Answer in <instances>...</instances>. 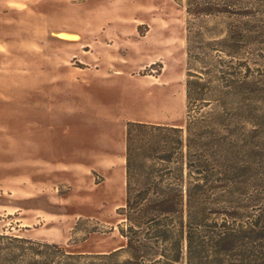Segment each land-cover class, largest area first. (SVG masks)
<instances>
[{
  "label": "rangeland",
  "instance_id": "374dc122",
  "mask_svg": "<svg viewBox=\"0 0 264 264\" xmlns=\"http://www.w3.org/2000/svg\"><path fill=\"white\" fill-rule=\"evenodd\" d=\"M187 3L0 0V264L117 263L127 124L184 126L192 74L200 111L256 99L261 154L244 157L264 191V0Z\"/></svg>",
  "mask_w": 264,
  "mask_h": 264
},
{
  "label": "trees",
  "instance_id": "16d2710c",
  "mask_svg": "<svg viewBox=\"0 0 264 264\" xmlns=\"http://www.w3.org/2000/svg\"><path fill=\"white\" fill-rule=\"evenodd\" d=\"M228 1L188 0L187 12L225 13ZM191 77L184 126L127 124L125 202L118 212L125 244L106 255L115 264H264L262 178L244 157L247 146L261 154L255 149L262 145L251 141L263 135L256 99L239 102L231 116L226 107L200 111L213 100L201 75Z\"/></svg>",
  "mask_w": 264,
  "mask_h": 264
},
{
  "label": "bare ground",
  "instance_id": "6f19581e",
  "mask_svg": "<svg viewBox=\"0 0 264 264\" xmlns=\"http://www.w3.org/2000/svg\"><path fill=\"white\" fill-rule=\"evenodd\" d=\"M58 37L62 38V39H66V40H77L79 39V36L77 34L74 33H66V32H59L57 33Z\"/></svg>",
  "mask_w": 264,
  "mask_h": 264
}]
</instances>
